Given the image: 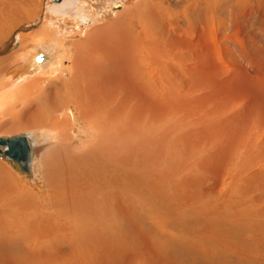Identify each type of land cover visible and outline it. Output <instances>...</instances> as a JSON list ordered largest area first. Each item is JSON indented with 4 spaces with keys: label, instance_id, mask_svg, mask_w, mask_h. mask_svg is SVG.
<instances>
[{
    "label": "bare ground",
    "instance_id": "bare-ground-1",
    "mask_svg": "<svg viewBox=\"0 0 264 264\" xmlns=\"http://www.w3.org/2000/svg\"><path fill=\"white\" fill-rule=\"evenodd\" d=\"M113 1L79 0L76 6L77 11L75 10L73 14H76V18L85 20V12H91L90 8H92L93 11L86 14L92 18L88 24L100 22L99 16H104L108 11L110 13L111 9L122 6L119 3L121 0ZM122 1L127 5L131 0ZM9 4V0L4 1V7ZM66 5L72 8V4L65 0L61 5H52V11L60 14ZM4 11H7V8H4ZM19 17H21L20 14L18 19ZM0 18V34L7 35L6 32L12 24L1 7ZM62 34L60 38H57L52 35V32L47 33V31L39 34L33 32L29 35L22 33L20 48L18 46L13 49L11 44L6 48L5 54L0 56V128L9 124L8 129L36 130V133L30 135L20 133L27 137L29 145L30 171L28 173L19 170L1 152L0 156L10 162L22 175L33 179L32 164L35 158L33 145L43 146L38 150L42 154L44 179L51 187L48 193L50 206L53 207V211L43 213V210L38 208L37 197L33 196L31 190H18V181L12 187V173L10 174L0 165V201L5 200L6 197L3 196L12 190L17 192L16 204L20 209L24 206L33 210L32 214H24L22 217L15 212H8L10 215L6 217V212L0 209V264H104L108 257H117L115 251L110 252L115 245L119 246L117 252L120 251L118 255L120 258H132L129 252L122 248L125 238H128L121 234L126 230L123 228L126 214H132L138 205L145 206L141 204L142 202L151 201L153 205L156 200L158 202L153 205L154 209L152 206H146L154 210L152 217L160 221L158 223L168 234L161 243L159 241L160 244L158 243L157 246L158 252L162 254V257L164 256L162 260L166 259L169 253L172 257L175 256L178 250L191 253L189 254L191 258L205 255L206 249L203 251L199 241L192 235L204 237L202 246H208L209 243L217 252L222 251L223 248L236 254L244 251L245 245L234 240L229 241L227 237L234 238L238 234L249 237L253 229H257V223L263 222L256 219L253 214L245 218L239 216L237 207L225 205L219 199L218 202L215 201L216 203L211 202L212 205L209 206V203L206 204L208 199L204 196L206 202L205 199H203L204 202L197 200L202 196L198 198L200 192L194 190L198 196L196 197L195 194L193 198L191 195L187 196L193 199L190 198L192 201L190 203L186 195L191 194L188 190L191 187L187 186L188 191L180 187L186 181L179 183V187L176 185L180 191L175 195L181 198L180 203L183 204V197L187 205L195 209L172 207L170 195L174 188L173 181L176 177L183 175V168L180 171H178L180 168H176L178 174L176 170L174 171L175 165L171 160L175 159L172 158L173 105L174 99L179 101L177 105L188 101L181 98L186 97V93L177 90L175 94L173 90L175 82L171 77L172 68L169 71L168 66L171 67L173 64L170 62L174 56L166 58L165 54L158 53L159 56L156 58L152 52L144 53L140 47L132 50L131 46L128 47L126 44L125 47L129 51L132 50L131 54L139 52L136 59L143 65L138 71L137 85L147 93V96L135 88L133 103L132 101L125 103L120 99L113 102L112 100L115 99L112 96L120 92L117 88H114L112 93L107 91L108 81L104 72L97 69L102 67L101 51H93L92 42L84 40L71 45L74 52L70 53L66 45L67 40L72 36L68 32H62ZM12 39L13 43L17 42V38ZM169 46H172L171 43ZM67 62L69 66L66 65ZM126 79L129 81L128 74ZM49 80L58 82L60 86L50 90V95L47 97L43 94L45 91L43 83L47 84ZM62 110H65V113H60ZM214 112L218 115L219 110L216 109ZM212 114L209 113V115ZM200 119L202 120L198 122L202 125L209 121L206 117L204 119L200 117ZM159 126H161L160 129ZM201 131L203 132V129ZM217 131L221 132V130ZM82 133V136L86 138L80 139L79 135ZM49 138L52 139L51 143ZM201 148L204 154L200 156L201 159L196 164L200 166V171L199 167H196L199 172L197 175L200 177L196 176L193 179L194 184L197 185L199 181L205 180L200 172L208 168L205 167V163L211 160V158L208 160L205 155L207 153H212L209 154L211 157L213 154L220 155V150L226 149L214 144L210 138ZM0 149L4 150L5 146L0 144ZM178 155L182 156V154ZM234 162L230 163L234 164ZM227 174L230 180V169ZM231 182L229 184L235 186L234 178ZM143 209L146 208L143 207ZM17 217L21 218L18 220ZM175 219L178 222L174 221ZM99 221H106L105 229L108 236L104 239L95 236L93 223ZM228 225L234 227L232 232L224 231ZM133 226L132 224L130 227ZM171 228L178 232L173 234ZM211 230L213 232L207 237ZM151 231V233L153 231L159 233L157 228H152ZM163 235H165L164 232ZM256 238L263 241L259 235ZM192 244L197 246L192 248ZM142 257L146 256L142 254ZM251 259L252 257L248 260ZM118 260L122 264H127L122 258Z\"/></svg>",
    "mask_w": 264,
    "mask_h": 264
},
{
    "label": "rangeland",
    "instance_id": "rangeland-1",
    "mask_svg": "<svg viewBox=\"0 0 264 264\" xmlns=\"http://www.w3.org/2000/svg\"><path fill=\"white\" fill-rule=\"evenodd\" d=\"M4 1L6 0H0V7L9 17L12 27L6 32L7 35L0 34V56L5 54L6 48L10 47L11 44L13 49L18 48V46L20 48L22 33L29 35L33 32L39 34L47 31V33L52 32V35L60 38L63 35L62 32H68L72 36L67 40L66 45V49L70 53L74 52L71 45L88 40L92 44L94 43L95 47L90 43L93 51H101L103 56V62L100 63L102 67L97 69L104 72L108 81L107 91L112 93L113 89L117 88L120 92V95L112 96L115 99L112 100L113 102L120 99L125 103L130 101L133 103L136 90L144 92L137 85L138 71L143 64L136 59L139 52H132L131 54L132 50H137L140 47L144 53L152 52L156 58L159 56L158 53L160 55L165 54L166 58L174 56L170 62L173 63L171 67L167 65L169 71L172 68L171 77L175 82L173 90L175 94L177 90L186 93V97L181 98L188 101L177 105L179 101L174 99L175 104L173 105L174 146L172 158L175 159L171 160L175 165L174 171L176 168H180L178 171L183 168V175L176 177L177 180L174 179L173 181L174 188L170 195L172 207L185 210L195 209L189 204L187 205L183 197V204L180 203L181 198L175 195L180 191L176 185L179 187L183 181H186L180 187L186 188V191L189 190L191 193L186 195L188 202L191 197H194V194L198 196L197 192L194 193V191H198V193L200 192L198 198L204 196L209 202H206L204 197L196 199L205 201L206 204L209 203V206L212 205L211 202H218L219 199L225 205L237 207L239 216L245 218L253 214L256 219L263 221L257 223V229H253V233L249 237L244 234H238L234 238L227 237L229 241L234 240L245 245V250L241 253L236 254L228 249L226 251V248L217 252L209 243L208 246L203 247L204 237L192 235L195 240L199 241V246L202 247L203 251L206 249L205 255L207 257L203 255L199 256L201 259L198 257L191 258L189 256L191 253L178 250L175 252L177 257L174 255L172 257V254L169 253L165 257L167 260H162L164 256L162 257V254L158 252L157 246L159 241L161 243L168 234L162 229L161 224H159L160 221L152 217L154 214L153 205L158 201L156 200L153 205L150 203L151 201L142 202L141 204H144L143 207L147 210L138 205L137 209L132 214H126L127 218L124 219L123 228L126 230L121 234L128 236V238H125L126 241L122 248L129 252L132 258L121 257L122 260L124 259L123 261L127 264H160L162 262H164L163 264H264V230H262L264 229V0H131L127 5L121 0L119 2L122 5L120 8L111 9L110 13L108 11L106 15L99 16L100 22H93L92 24H88L92 18L86 15L93 11L92 8H90L91 12H85V20H80V18L75 17L76 14H73L78 8L76 6L79 0H73V2L68 0L72 4V8L70 9V5H66L60 14H55L52 11V5H61L65 0H9L10 4L5 7ZM68 1L66 0V2ZM4 8H7V11H4ZM18 14L21 16L19 19ZM12 38H17V42L13 43ZM170 43L172 46H169ZM126 44L128 47L131 46L132 50L129 51L125 47ZM182 56H184L183 59ZM169 71L167 70V73ZM127 74L129 81L126 79ZM58 86L60 84L54 80H49L47 84L43 83L45 90L43 94L49 97L50 90ZM145 94L147 96V93ZM216 109L219 110L218 115L214 112ZM60 113H65V110L60 111ZM209 113L213 114L209 115ZM200 117L203 119L206 117L209 121L207 120L202 125L201 122H198L202 120ZM7 126L9 124L0 128V136L36 133V130L31 128L19 130L17 128L8 129ZM217 130H221V132ZM82 135L83 133L79 135V137L81 136L80 139L86 138ZM239 137L241 138L239 139ZM209 138L214 144L226 147V149L220 150V155L213 154L212 157L209 155L212 153L205 155L208 160L210 158L211 160L205 163V167L208 168L200 172L205 180L199 181L197 185L194 184L193 179L196 176L200 177L197 175L199 172L196 169L199 167L200 171V166L196 164L199 163L200 156L204 154L201 147L209 141ZM48 140L50 143L52 142V139L49 138ZM33 147L35 151L32 164L33 179L22 175L1 156L0 165L10 174L12 173V187L18 181V190H31L33 196L37 197L38 208L42 209L43 213H47L53 211V207L50 206L48 193L51 187L44 179L42 154L38 150L43 146L39 144L33 145ZM178 154H182V156ZM232 161H235L234 164L230 163ZM228 169H230V180L227 178ZM178 171L176 170V173ZM172 175L174 176V173ZM233 178L235 179L236 184L233 182L235 186L229 184L232 183L231 179ZM200 184L202 185L199 187ZM187 186L191 188L188 189ZM184 190L183 192H185ZM202 191L203 193H201ZM14 193L12 190L6 192V195L3 196L6 197L5 200L0 201V209L6 212L5 216L9 217L8 212H15L21 217L24 214H32L33 210L24 206H21V210L17 206V199L15 198L17 192L15 195ZM190 195L191 197H187ZM203 199L205 200L203 201ZM146 205L152 206L153 209H149ZM158 205L160 206L159 203ZM139 206L140 208H138ZM21 217H17L18 220ZM105 222L93 223L95 236L100 239L108 236ZM132 224L134 226L130 227ZM152 228H157L161 235L156 231H153L154 234L151 233ZM173 229H170L173 234L178 232ZM233 229V226L228 225L224 231L232 232ZM212 232L213 230L209 231L207 237ZM152 235L153 237H151ZM257 235L263 239L262 242L256 238ZM192 245V248L197 246ZM118 248L119 246L115 245V248L110 251L111 253L115 251L117 257H113L114 259L108 257L104 264H122L118 260L121 259L118 256L120 252H117ZM257 250L261 252L258 253ZM142 254L146 257H142ZM179 256L181 257L179 258ZM251 257L252 259L248 260ZM175 258L177 259L175 260ZM158 261L159 263H157Z\"/></svg>",
    "mask_w": 264,
    "mask_h": 264
},
{
    "label": "water",
    "instance_id": "water-1",
    "mask_svg": "<svg viewBox=\"0 0 264 264\" xmlns=\"http://www.w3.org/2000/svg\"><path fill=\"white\" fill-rule=\"evenodd\" d=\"M0 144L5 146V149H0V152L10 159L13 165L23 172L28 173L30 171L29 145L24 134L0 136Z\"/></svg>",
    "mask_w": 264,
    "mask_h": 264
}]
</instances>
